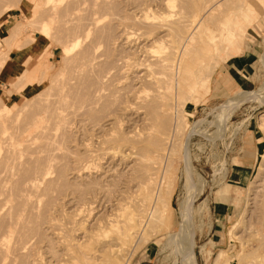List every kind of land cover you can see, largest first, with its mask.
I'll list each match as a JSON object with an SVG mask.
<instances>
[{
    "label": "rangeland",
    "instance_id": "rangeland-1",
    "mask_svg": "<svg viewBox=\"0 0 264 264\" xmlns=\"http://www.w3.org/2000/svg\"><path fill=\"white\" fill-rule=\"evenodd\" d=\"M72 1H70V7H68L67 9L70 8L68 10V13L70 12L74 14V24H70V21L72 22L73 20L72 18V20L70 19L69 22L67 20L63 21L68 17H72V14L69 15L68 13H65L69 15L68 17H66L67 15H63L67 10L63 9V4L60 6L59 1L55 2L57 5L55 4L54 8L57 11L59 5V7H61L59 9H62V12L58 9L59 11L56 13L54 12L55 10L52 8V5L46 6L45 0H0V72L4 65H6L8 61L7 58L11 50L24 47L26 57H30L32 43L36 44L38 40L43 43L46 42V45L49 44L44 49L43 55H41V57H39V55L37 56V68L33 73H31V71L26 68L25 63L20 66V72H18V74H16L14 78L8 81L4 82V80L1 78L0 73V122L2 121V123H0V142L3 140V142H1L2 145L0 143V168H6V164L9 168H12V165L16 166L18 164V170L20 169L19 172H22V168H28L23 170L24 178L20 176V178H22L20 179L15 175H21L22 173H18L17 171H15L17 166L16 168L14 166V171L12 170V173L17 172L16 174L13 173V178L16 179V181L12 182V184L11 182H7L6 185L11 186L14 183L16 185H20L19 188L22 187L20 188V190L27 189L25 186H23V183L25 181L23 179L27 180L30 178V176L32 177L34 175V173L33 175L31 174V172L34 171L33 169H35V167H32V160L35 161L34 159L36 157V152H39L41 156L44 154L43 152L47 154V152L50 150V153H52L57 158L53 160L51 166H48L49 172L51 173L49 176L50 180H53L51 181V184L50 182H47L49 185L47 186L46 184L45 186H47V188L51 191H47L45 186L43 187L46 190H40L44 193L47 191L49 194L46 193L44 195H38V197L36 196L38 200L35 196H32L34 200L31 198V200L29 201L33 200V202L29 203L35 204V202L37 203L38 201V204H35L36 206L32 204L34 207L32 206V208H30L31 210H27L29 206L31 207V204L27 205L29 204L27 203L28 201L19 205L21 209H18V207L16 206L19 213L21 210L24 211L25 215L22 214V216L27 215V220L23 223V225H25L26 223V226L22 227V231L23 228L27 227V225L29 228H32V226L34 227L32 230L25 228L24 231H26L27 229L26 238H28L29 235V240L27 239V245L29 246L26 247V252L24 249L25 255L22 256L23 259L22 257H18V262L16 261V263L18 264L19 262H21L19 264H24V262L26 261L27 263L25 262V264H36L37 262V264H45L46 262V264H55L54 262L58 261L57 258H51L52 253L56 252L59 256L57 254H53L52 256L60 257V253L62 252L61 248L57 245V240H55L57 239L55 237L56 235L54 233L52 234V231H55V229L52 228V225L54 226L53 222H55V226L56 224H60V226H62L63 228L66 227V230L63 231V234H65L64 232L66 231L69 232V234L66 232V238L70 241H73V239H75V242L80 241V243L83 242V244L85 243L87 245L89 241L93 242L96 236L100 237L101 235V237L105 236L103 238L104 240L107 239L105 240L106 242L109 241V239H112V233L116 227H110L109 223L118 224L117 226H119L121 223L120 220L124 219V214H128L132 210V204L143 197V195H141L140 193V184L144 185L143 183H141V180L145 183L147 177L145 178L143 176H140L138 174V171L141 168L145 167L148 172H153V169H156L155 181H157L160 177V172L162 171V169L166 168L163 167L167 163L169 168L167 166V170L165 169V176H168V181L170 182H168L167 180L165 181V178L167 177H165L163 180L164 183L168 182L173 188H169L170 185L168 184V190L170 191V189H172V192H169L171 194H168L170 196H168V202L165 203V201L158 203L157 210L154 212V215H152V222L150 223L153 225V228H151L152 226H148L149 230L147 231L149 232L147 233V235L149 237L144 234L146 236L145 238L147 239H145L146 241H143L142 239V243L141 241L137 243L135 241L136 238L131 237L128 238L129 240L126 239L122 241L120 243V246H118L119 243L118 245L114 246L120 248L123 244L119 251V254L122 255L123 258H121L122 256H120L119 259L121 260H119L120 263H118L185 264L182 258L183 251L180 247V244L181 242L184 244L187 242L194 253V262H188L187 264H251L252 258L254 256L255 258H253V260H256L257 264L260 262V264H264V126L261 124V121H263L262 119H264V5L260 8H255L256 17L250 25V30L255 32L253 41L249 42L248 38L250 36V33L245 32L241 39V49L237 53L228 51V48H230V45L235 46L236 42L240 39L238 36V31L242 29L245 30V28L247 27L246 25L249 20L243 18L242 16L245 11V7L249 3V0H224L225 2L221 0V2H223L221 6L218 4L214 5L212 8L213 11L210 10L208 11L209 13H205L201 9H196L187 14V17L190 18L192 20V24H194V40L188 45L185 53L182 54L179 65V58L177 57H180L179 50L177 48L174 49L175 51H173V53L171 54L172 58L169 54L168 62L170 64L169 67L171 71L168 72V69L157 66V64L160 65V62H157L158 60L167 57V53L164 54V52L168 49L166 48V45L170 46L168 45V38H166V35H163L165 34L163 33L165 30L163 31L162 28H159L156 29L155 32H152V30L150 29L151 25H147V23H150L151 21L155 24L156 22L154 20L158 19L157 21H159V17L162 16L169 19L175 17V13L179 11L178 1L180 0H173L170 3L168 2V4L164 0V3L161 0H108L109 2H106L107 0H102L103 2L101 0ZM133 3L136 5H134ZM42 4L43 6L45 5L44 7L48 8L44 9ZM97 5L99 7H96ZM137 5L142 6L143 8L147 6L145 8L146 10L142 7H138ZM169 5L172 8L169 7ZM78 6L83 11H81ZM135 6H137L138 8ZM75 7L76 9H74ZM214 7H216L215 10ZM105 8L107 9V11ZM247 8L248 7H246V9ZM90 9H94V11H91ZM44 10H46L47 13H44ZM52 10H54L53 12L55 14L51 13L52 18H50L49 15ZM95 10H97L96 13ZM90 11L92 12L91 19L89 15ZM117 12L119 14H117ZM138 12H140V14L144 12L147 14L148 12V15L150 16L148 20L151 19L152 15L156 17L152 20L147 21V19H142L143 17L139 16V20L141 18V21L139 22H147H144L141 27L136 23L138 21L134 20V18H136V13L137 15L139 14ZM152 12L156 13L153 14ZM9 14H13L14 16L9 18ZM93 15H96L99 19H102H100L102 22L99 20L100 22L96 23V26L98 28L94 27V24H92ZM170 15L173 16L171 17ZM80 16L82 18H80ZM75 17H77V20L83 19L81 20L82 22L79 21V24H82H80L81 26L79 24H77L79 26H76L75 22L77 20L75 19ZM47 18L50 19L48 20ZM125 19H127V22L123 21ZM43 20H46L45 23H47L46 26L48 27V33H50L47 34L48 36L50 35V37L47 36V39L41 38V34L38 31L39 26L41 25L40 23H42ZM89 20H91L92 26H89V23V28H87L88 35L87 37H84V33L86 35L87 29L85 31V28H82V26L87 25V22H90ZM72 24L75 26H73ZM144 24L148 27H143ZM135 25H137L136 28ZM125 26L127 29L125 28ZM76 27L81 28L77 29ZM96 28L98 30H96ZM140 28H148V31L150 32L146 33L147 31L145 32L143 30L142 34L140 33V31L142 30ZM89 29L92 30V32H89ZM123 29L126 31H124ZM76 32L77 34L82 33L81 35L83 37L80 35L79 38L82 37L85 40L80 39L83 43L80 41V45L78 43L76 46L71 48V52L69 54L63 55L62 46L64 45L66 47L71 45L72 36L74 37V34H76ZM121 32L122 34H120ZM144 32L147 35H145ZM149 33H151L152 35H150ZM95 34H98L97 36H100L101 38H98L97 36L95 38ZM140 34L142 37L139 36ZM143 35H145L146 37ZM127 36H129V39L127 38ZM156 36L158 38L160 37V39L158 40ZM123 37H126V41ZM156 39L158 40V42L156 41ZM137 45H139V47H142L137 48ZM143 46H145L144 49L149 54L144 51ZM163 46L165 47V49L162 48ZM126 49L128 50L126 51ZM134 49H136V52L134 51ZM141 52H144L142 53L143 55L141 54ZM166 52H168V50ZM150 53L154 54L152 56H154V58L156 56L158 60H154ZM91 54L93 56H91ZM95 54H97L98 60ZM99 54H101L102 56ZM163 54L164 56H162ZM149 55L151 56V59ZM96 61L98 64H95ZM118 61L120 62L119 64ZM124 61L125 63H127V65L124 63ZM152 62L154 63V65ZM85 63L87 64V66L85 65ZM93 63L95 64V66ZM123 64L125 65L123 66ZM211 64L213 65V68L216 66L214 64H217V66L214 68V70H212L213 72L208 73L203 67H206V65L210 66ZM18 65L21 64L18 63ZM128 65L129 67L131 66L129 69ZM178 67L180 68L178 71L180 77L179 82L177 83L176 88H174V86L171 88V93H175L176 91L178 98H175L174 95H171L167 100L165 99L166 97H164L166 94L165 88L166 86H168L167 80L169 76L173 75V73L178 70ZM146 68H148L149 70ZM89 69H91V71H89ZM122 70H124L125 72ZM136 71H139V73L141 72L142 75H144L147 71L145 74L146 77L143 76L142 78V80L144 78H147V80L144 79L143 81H138L139 83L134 81L132 79V74ZM109 72L110 74H108ZM148 72H150L151 75L147 74ZM164 73L167 75H169L168 73H170L171 75L167 77V75H165ZM149 77H151V79H153L154 81L150 80ZM209 77V89L205 91ZM97 80L100 82H98ZM157 80L160 81L157 82ZM151 82H153V84L154 82H157L158 84L153 85L151 84ZM93 83H96L97 85ZM105 83L108 86H105ZM126 84L127 86H125ZM135 85L138 87V89L134 88ZM72 88H74V90ZM80 88H82V90ZM133 88L135 92H130L133 90ZM90 89H92L91 93ZM72 90L74 92H70ZM112 91L115 92L112 93ZM128 91L130 94L128 93ZM68 93L69 95H67ZM80 93L82 96L80 95ZM152 93L162 95L164 97L162 98V101H169V105L171 107L168 112L170 115L168 114V117H166V119L168 121H171V124L174 122L175 115L178 116L180 113L181 116L179 117V119L182 126L179 124L178 126L181 127H177V130L179 129L180 131L174 130L178 134L177 136L174 137L173 134H175V132L173 133L172 125L170 123L168 124L169 127H171L168 136V139L170 140H168L166 143L167 150L161 155L154 149L149 148V150L148 147L143 146V144H145L143 141L145 135H143V133L147 132L144 131L148 130V127H146L148 126V124L146 123L147 121L145 122L143 120L144 118L142 119V117H144V110L142 109L143 102H139L141 100H139L138 98L140 97V99L146 101L148 100L147 96H153ZM62 94L63 96H61ZM134 95H138L139 97H136ZM58 96L61 97L59 98ZM56 98L57 100H60L57 102L55 101ZM95 98H97V101L95 100ZM77 100L79 101L77 102ZM3 103H5V105L8 107V110L3 109V107L1 106V104L3 105ZM45 106L47 108H45ZM63 106L65 107V109ZM67 106L69 107L67 108ZM138 106L141 108H139ZM54 107L55 109H53ZM57 107H61L62 111L60 112V108L59 110L57 109V112ZM45 109L47 111L42 113V111H44ZM51 109H53L55 113L54 115ZM57 114L58 116H61L59 117L61 118V122L64 121L65 123L63 122L64 124H59L60 127L59 129H57L58 132H56V134L50 138L51 144L53 146L50 145L46 148L43 147V149H45L40 150L42 151L41 153L40 151H37L38 149H31V152L36 151L35 154L34 152L31 153V155L33 154L35 156L32 155L30 158L31 160L27 159L26 165V159L24 160L23 157L27 155V150L25 151L26 154L22 155L23 157L21 156L22 152L20 154V151L23 150L24 152L25 146L22 147V144V146L20 147L24 149H16L17 146L20 145H18L16 142V139L18 141V138L21 134V132L18 133L19 131H21L20 127L24 125L26 126V123H28L27 121L31 122L37 117H42L43 123L48 124L47 122L49 121L50 125L53 126V123H55V121L57 122V120L59 119ZM61 114H66L65 116L63 115V119ZM51 120L55 121L52 122ZM15 122L18 124H16ZM22 122L26 123L23 125ZM58 122H60V120ZM29 123L26 127L29 126ZM16 130H18V132ZM13 131H15V134ZM50 132L53 133V131ZM141 133L142 136L138 135ZM16 135L18 138H16ZM170 135L172 136L170 137ZM10 140L12 142L15 141L13 145L15 146V151H17V153L19 152L18 157L15 154L16 152L13 151L14 146L10 145V143L12 144ZM36 141L38 143H42L39 142V140ZM172 142H174V144ZM168 144L171 145H169L168 147ZM6 145L13 149L11 150ZM37 145L38 144H35V146ZM127 145L130 147H128ZM171 146L173 147L172 151L170 152V154H168V150ZM136 147H139V149ZM31 148H33V146H31ZM132 148H134L135 151ZM135 148L137 149V151ZM29 150L30 149H28V153L30 152ZM148 150L151 152H149ZM152 150L157 155L153 153ZM11 151H13L14 153L12 152V154ZM138 151L140 155L138 154ZM185 151L188 153V159L186 162L184 161ZM85 152L86 154H83ZM87 153H89V157L90 155H93L92 158L90 157L88 159ZM45 154L43 156H45ZM124 155L126 156L124 157ZM138 155L140 157H138ZM15 156L16 158H14ZM20 156L24 161H21L22 163L18 162L20 161ZM27 156H25L24 158H26ZM29 157L30 156H28V158ZM158 157L159 161L161 160L160 162H152V160H158ZM13 158L16 159L17 164L12 163V161L14 160ZM236 160L242 161L247 168H242L240 165L236 164ZM54 162L57 163L55 164ZM19 163L21 164V166L19 165ZM132 163L133 165H131ZM157 163L159 166L157 165ZM29 164L32 166H29ZM35 164L36 163H34V165ZM81 164L82 166H79ZM87 164L89 165L90 169ZM155 164L157 166L156 168H154ZM142 165L145 166L143 167ZM128 166L130 167L128 168ZM31 168L32 170L30 172L29 169ZM51 169L53 170V174ZM54 169L60 170L59 173ZM25 171L28 173L30 172L29 175H31L29 177L26 176L28 173L26 174ZM1 174H3V172H1ZM5 174L0 177H5ZM24 174L27 178L24 176ZM51 175L55 177L51 178ZM56 175H59L60 177L58 178L56 177ZM142 177L145 179H143ZM56 178L57 180H55ZM0 180L2 179L0 178ZM18 180H22L23 183L20 181V184H17L16 182ZM91 181L94 182L91 183ZM139 181L140 183H138ZM152 183H149L150 185H148L151 186ZM89 184L94 185V187L92 188V186H90ZM51 185H55L53 186L54 188ZM148 185L147 189L149 188L148 191H150L151 188L148 187ZM154 186L155 184L151 187H153L154 189ZM9 188L13 189V187L7 188L6 186V192L7 190H9ZM93 191H95V193ZM50 193H53L55 198L53 195H50ZM6 194H8V192L5 193V195ZM234 196L239 197L238 203L236 204H232ZM49 198L51 199L49 200ZM123 198L126 199V203L123 201ZM14 199L15 198H11V201ZM188 200H190V202L185 205ZM21 205L24 208H22ZM44 206L46 208V212ZM14 207L12 206L11 209L8 206L7 208H4L2 212L4 215L7 213V216H4L1 213L0 218L1 216L8 218L10 215L8 212H10L13 219L14 212L12 211L16 209ZM25 207L27 208L25 209ZM8 208L11 211L8 210ZM30 212L32 213L31 216L29 214ZM75 212H78L77 215H74ZM114 213L116 214L115 216L113 215ZM119 214L121 215L119 216ZM4 217L3 219H0V243L2 235L7 234L5 225L12 220L11 217H9L10 219L7 222L8 219L6 218L5 221ZM110 217H116V219L113 218L112 220V218ZM117 217L122 218L118 220L119 218ZM106 219H111V222L107 221ZM2 220L5 221H3L4 224ZM60 220L62 222H60ZM71 220L73 222H71ZM69 221L71 223H69ZM101 223H107L106 225L109 227V229L107 226L102 227ZM156 224L157 226H160L156 228L158 232H155L156 230H154ZM69 225L72 227H70ZM42 228L44 229V231ZM76 228H78V230ZM150 228L154 231L150 230ZM150 231L153 232L151 233ZM88 233H94L97 235L95 236L94 234H90V236H92L90 237ZM31 234H34L33 237ZM42 234L44 235V237ZM81 234L84 235L81 236ZM170 234H174V238L170 239V241H167L166 237ZM184 234H187V237ZM85 235H88L89 238H86ZM38 237H40L41 239ZM80 237L83 238V240L85 237V240L81 241L82 239H80ZM91 238L93 239L90 240ZM76 239L79 241H77ZM164 240L167 242H165ZM134 242L136 243V245H134ZM166 243L168 244L165 246L164 244ZM112 244L116 243L114 242ZM169 244H171V247L169 246ZM162 245L165 247H163ZM48 246L49 250H47ZM132 246L134 247V249ZM40 248H42V251L40 250ZM51 248L56 251L53 252V250H50ZM125 249H127V255L125 254ZM19 258L21 259L19 260ZM48 258H51V260H48ZM125 258L126 263L124 261ZM256 263L255 261H253V264Z\"/></svg>",
    "mask_w": 264,
    "mask_h": 264
},
{
    "label": "bare ground",
    "instance_id": "bare-ground-1",
    "mask_svg": "<svg viewBox=\"0 0 264 264\" xmlns=\"http://www.w3.org/2000/svg\"><path fill=\"white\" fill-rule=\"evenodd\" d=\"M56 1H59L60 3V6L63 4L64 6H63V9L64 10H67L66 12H64V14L63 15H67V14H65V13H68V10L70 9H67L68 7H70L69 5H70V1H72V0H45V4H46V6H53L52 8L55 10V2ZM74 1V0H73ZM72 1V2H73ZM102 1V0H101ZM100 1V2H101ZM132 1H134V0H132ZM143 1V0H142ZM160 1V0H159ZM162 2H163V0H161ZM164 1H166V3L168 4V2L170 3L171 1H173V0H164ZM223 2H225L224 0H222ZM37 2V1H36ZM103 2V1H102ZM106 2H109L108 0L106 1ZM139 2V1H138ZM158 2V1H157ZM175 2V1H174ZM179 2V5H178V12L177 13H175V17H172L171 15V17H172V19H169V18H167V17H159V21H157L158 19H155L154 21L156 22L155 24L153 23V22H151L150 21V23H147L146 21H144V22H146L147 23V25H151L150 26V29L152 30V32L154 31L155 32V30L156 29H163V33H165V34H163V35H166V38H168V40L167 41H169V44L168 45H170V46H167L166 45V48H168L167 50H168V52H164V54H166L167 53V57H164V58H162V59H160V60H158L157 58H156V56H155V58H154V56H152V55H154V54H152V53H150V55L152 56V58H154V60H156L157 62H160L159 64L160 65H158L157 64V66H161V67H163V68H166V69H168L167 71L169 72V71H171L170 70V67H169V62H168V58H169V54H170V56H171V58H172V53H173V51H175L174 49H178L179 50V55H180V57L179 56H177L178 58H179V62H178V65H179V63H180V61H181V56H182V54H184L185 53V51H186V49L188 48V45L190 44V43H192V41L194 40V32H193V27H194V24H192V20L190 19V18H188L187 17V14H189L190 12H192V11H194V10H196V9H201V10H203L205 13H207L208 11H210V10H212V8H213V6L214 5H216V4H218V5H220L221 6V4L223 3V2H221V0H180V1H178ZM221 2V3H220ZM32 3V2H31ZM82 3H83V1H82ZM105 3V2H104ZM144 3V2H143ZM164 3V2H163ZM162 3V4H163ZM103 4V3H102ZM101 4V5H102ZM134 4V3H133ZM57 5V4H56ZM92 5V4H91ZM94 5H95V3H94ZM99 5V4H98ZM96 6V7H99V6ZM101 5H100V7H101ZM134 5H136V4H134ZM133 5V6H134ZM176 5H177V3H176ZM42 6H43V4H42ZM45 6V5H44ZM43 6V8L45 9V8H48V7H44ZM80 6V5H79ZM78 6V7H79ZM90 6V5H89ZM138 6V5H137ZM137 6H135V7H137ZM146 6V5H145ZM84 7H85V5H84ZM105 7V6H104ZM138 7H142V6H138ZM137 7V8H138ZM147 7V6H146ZM146 7H142L143 9H145ZM151 7V6H150ZM169 7H171L170 5H169ZM50 8V7H49ZM59 8H61V7H59V5H58V8H57V11L55 10H52L51 12H50V18H52V16H51V13H54V12H58L60 9ZM87 8V7H86ZM85 8V9H86ZM141 8V9H142ZM149 8V7H148ZM172 8V7H171ZM215 8L216 7H214V10H215ZM59 9V10H58ZM74 9H76V7L74 8ZM79 9H80V7H79ZM82 9H83V7H82ZM91 9H92V7H91ZM90 9V10H91ZM97 9V8H96ZM101 9V8H100ZM106 9V8H105ZM140 9V10H141ZM142 9V10H143ZM43 10V9H42ZM81 10V9H80ZM88 10H89V8H88ZM98 10H99V8H98ZM139 10V11H140ZM141 10V11H142ZM146 10V9H145ZM148 10V9H147ZM154 10V9H153ZM45 12L44 13H47L46 12V10H44ZM54 11V12H53ZM61 12H62V9L60 10ZM81 11H83V10H81ZM91 11H94V9L93 10H91ZM90 11V19H91V12ZM96 11L97 10H95V13H96ZM106 11H107V9H106ZM213 11V10H212ZM48 12V13H49ZM84 12H85V10H84ZM98 12H100V11H98ZM151 12V11H150ZM157 12V11H156ZM156 12H152L153 14H155ZM80 13V12H79ZM131 13V12H130ZM139 14L137 15V13H136V18H138V19H136V18H134V20H137L138 22H136L138 25H140L141 27H142V24L144 23L143 22V20H142V22L143 23H141V22H139V21H141V18H140V20H139V16H142L143 18L142 19H147V21H149V20H152V19H154L156 16H151V19H149L148 20V18L150 17L149 15H148V12H147V14L145 13H141L140 14V12H138ZM209 13V12H208ZM55 14V13H54ZM69 15L70 14H72V17H68L69 15H67L66 17H68V18H66V17H64V18H66V19H64L63 21H70V19L72 18H74L73 17V13H68ZM87 14V13H86ZM104 14V13H103ZM102 14V15H103ZM108 14V13H107ZM112 14V13H111ZM117 14H119L118 12H117ZM170 14V13H169ZM174 14V13H173ZM76 15V14H75ZM77 15H78V13H77ZM99 15V14H98ZM101 15V14H100ZM109 15V14H108ZM61 16H62V13H61ZM118 16V15H117ZM122 16V15H121ZM120 16V17H121ZM134 16V17H135ZM159 16V15H158ZM157 16V17H158ZM166 16V15H165ZM48 17V16H47ZM85 17V16H84ZM89 17V16H88ZM108 17H110V16H108ZM119 17V16H118ZM124 17V16H123ZM130 17H132V16H130ZM205 17H206V15H205ZM49 18V19H50ZM56 18V17H55ZM63 18V17H62ZM62 18H60V19H62ZM80 18H82L81 16H80ZM204 18V17H203ZM48 19V18H47ZM48 19V20H49ZM71 19V20H72ZM75 19L77 20V17H75ZM85 19V18H84ZM89 19V18H88ZM101 19V18H100ZM99 18H98V16H96V15H93L92 16V24H94L93 26L94 27H97L96 26V23L97 22H100L101 20H100ZM113 19V18H112ZM131 19H133V18H131ZM130 19V20H131ZM47 20V21H48ZM81 20H83V19H81ZM81 20H77L75 23H76V26H79L80 24H79V21H81ZM100 20V21H99ZM106 20V19H105ZM119 20V19H118ZM44 21V22H43ZM42 21V23H40L41 25L39 26V29H38V31H39V33L41 34V38H43V39H47V34H50V33H48V27L46 26V24L47 23H45V21L46 20H43ZM62 21V20H61ZM73 21H75L74 19L72 20V22L70 21V24L71 23H73L74 24V22ZM90 22H87L88 24L87 25H85V26H87V27H85V26H82V28L84 27L85 28V31H86V29L87 28H89V26H92L91 25V20H89ZM122 21V20H121ZM123 21H126L127 22V19H125V20H123ZM132 21V20H131ZM49 22V21H48ZM82 22V21H81ZM102 22V21H101ZM116 22V21H115ZM50 23H51V21H50ZM49 23V24H50ZM57 23V22H56ZM67 23V22H66ZM65 23V24H66ZM89 23H90V25H89ZM105 23V22H104ZM118 23V22H117ZM116 23V24H117ZM139 23H141V24H139ZM145 23V24H146ZM69 24V23H68ZM72 24V25H73ZM77 24H79V25H77ZM84 24V23H83ZM86 24V23H85ZM108 24V23H107ZM106 24V25H107ZM122 24V23H121ZM143 25V27L144 26H146V27H148L147 25ZM55 25V24H54ZM63 25V24H62ZM82 25V24H81ZM80 25V26H81ZM89 25V26H88ZM98 25V24H97ZM102 25V24H101ZM123 25V24H122ZM127 25V24H126ZM53 26V25H52ZM52 26H51V28H52ZM73 26H75V25H73ZM132 26H134V25H132ZM136 26L137 25H135V28H136ZM94 27H93V29H94ZM107 27V26H106ZM130 27V26H129ZM139 27V26H138ZM77 28V27H76ZM81 27H78L77 29H80ZM98 28V27H97ZM96 28V30H98ZM125 28H126V26H125ZM132 28V27H131ZM63 29H64V27H63ZM76 29V30H77ZM91 29H92V27H91ZM121 29V28H120ZM127 29V28H126ZM129 29V28H128ZM140 29H142L141 31H140V33H142L143 34V30L146 32V33H148V32H150V31H148V28L147 29H143V28H140ZM90 30V29H89ZM95 30V31H96ZM100 30V29H99ZM124 30V29H123ZM123 30H122V32H123ZM133 30H134V28H133ZM132 30V31H133ZM65 31H67V30H65ZM94 31V30H93ZM124 31H126V30H124ZM89 32H92V30H90ZM97 32V31H96ZM118 32V31H117ZM122 32L120 33V34H122ZM127 32H128V30H127ZM135 32V31H134ZM133 32V33H134ZM144 32V33H145ZM151 32V33H152ZM98 33V32H97ZM99 33H101V32H99ZM119 33V32H118ZM145 33V35H147ZM151 33H149L150 35H152ZM82 34V33H81ZM80 33H78L77 34V32H76V34H74L75 36L73 37L72 36V39H71V42H72V44L71 45H69V46H62L63 47V55H67V54H69L70 52H71V48H73L74 46H76L81 40L80 39H84V38H82L83 36L81 35ZM91 34V33H90ZM107 34V33H106ZM117 34V33H116ZM80 35L82 36L81 38H79L80 37ZM87 35H88V29H87V33H86V35H85V33H84V37L86 36L87 37ZM94 35V34H93ZM98 34H95V38H96V36H97ZM100 35V34H99ZM130 35V34H129ZM132 35V34H131ZM137 35V34H136ZM145 35H143V36H145ZM159 35V34H158ZM107 36V35H106ZM126 36V35H125ZM134 36V35H133ZM140 37H142L141 36V34L139 35ZM48 37H50V35L48 36ZM98 37V36H97ZM129 36H127V38H128ZM131 37V36H130ZM146 37V36H145ZM157 37V36H156ZM165 37V36H164ZM98 38H101L100 36L98 37ZM124 38V37H123ZM126 38V37H125ZM125 38H124V40H125ZM132 38V37H131ZM130 38V39H131ZM134 38V37H133ZM158 38V37H157ZM161 38H163V37H161ZM50 39V38H49ZM105 39V38H104ZM129 39V38H128ZM128 39H127V41H128ZM138 39V38H137ZM160 39V37L158 38V40ZM85 40V39H84ZM91 40V39H90ZM93 40V39H92ZM123 40V41H124ZM135 40V39H134ZM153 40V39H152ZM158 40L156 39V41L158 42ZM164 40V39H163ZM95 41V40H94ZM99 41V40H98ZM126 41V40H125ZM133 41V40H132ZM82 42V41H81ZM111 42V41H110ZM148 42V41H147ZM161 42V41H160ZM163 42V41H162ZM166 42V41H165ZM48 43V42H47ZM83 43V42H82ZM112 43V42H111ZM126 43V42H125ZM151 43V42H150ZM154 43V42H153ZM152 43V44H153ZM164 43V42H163ZM81 43H79V45H80ZM113 44V43H112ZM111 44V45H112ZM120 44V43H119ZM137 44H139V43H137ZM160 44V43H159ZM162 44V43H161ZM172 44V45H171ZM176 44V45H175ZM49 44H47L46 45V42L45 43H43V42H41V41H38L37 40V43L35 44V43H32V46H31V55L34 53V52H37L38 53V55H39V57H41V55H43V53H44V49L48 46ZM91 45V44H90ZM123 45V44H122ZM154 45V44H153ZM87 47V46H86ZM93 47V46H92ZM137 48L139 47V45H137L136 46ZM142 46H140L139 48H141ZM91 48V47H90ZM122 48V47H121ZM145 48V46H143V49ZM153 48H155V47H153ZM163 49H165V47L163 46L162 47ZM150 49V48H149ZM148 49V50H149ZM99 50V49H98ZM121 50V49H120ZM128 49H126V51H127ZM136 49H134V51H135ZM138 50V49H137ZM152 50H154V49H152ZM97 51V50H96ZM95 51V52H96ZM119 51V50H118ZM124 51V50H123ZM144 51L146 52V50L144 49ZM84 52V51H83ZM85 52H87V51H85ZM94 52V53H95ZM98 52V51H97ZM131 52V51H130ZM129 52V53H130ZM136 52V51H135ZM134 52V53H135ZM152 52V51H151ZM154 52V51H153ZM90 53V52H89ZM94 53H92V54H94ZM142 53H144V52H141V54ZM147 54H149L148 52H146ZM91 54V56H93ZM133 54V53H132ZM131 54V55H132ZM164 54L162 55V56H164ZM178 54V53H177ZM96 55V58H97V60H98V56H97V54H95ZM99 55H101V54H99ZM121 55V54H120ZM128 55H130V54H128ZM143 55V54H142ZM149 55V56H150ZM87 56V55H86ZM90 56V55H89ZM102 56V55H101ZM141 56V55H140ZM151 56H150V59H151ZM95 58V59H96ZM103 58H104V55H103ZM123 58H124V56H123ZM129 58H130V56H129ZM128 58V59H129ZM143 58H144V56H143ZM170 58V59H171ZM84 59V58H83ZM86 59V58H85ZM91 59V58H90ZM95 59H94V61H95ZM100 59V58H99ZM112 59H114V58H112ZM118 59V58H117ZM116 59V60H117ZM133 59V58H132ZM142 59V58H141ZM148 59V58H147ZM77 60V59H76ZM82 60V59H81ZM89 60V59H88ZM101 60H102V58H101ZM119 60V59H118ZM124 60V59H123ZM144 60V59H143ZM153 60V59H152ZM36 61V60H35ZM83 61V60H82ZM87 61V60H86ZM90 61V60H89ZM93 61V60H92ZM145 61V60H144ZM171 61V60H170ZM77 62V61H76ZM91 62V61H90ZM130 62V61H129ZM134 62V61H133ZM97 63V61L95 62V64ZM120 62L118 61V64H119ZM124 63H125V61H124ZM132 63V62H131ZM138 63V62H137ZM136 63V64H137ZM140 63V62H139ZM148 63V62H147ZM153 63V62H152ZM152 63H151V65H152ZM156 63V62H155ZM215 63V62H214ZM88 64H89V62H88ZM94 64V63H93ZM95 64H94V66H95ZM98 64V63H97ZM117 64V63H116ZM126 65H127V63H125ZM125 64H123V66L125 65ZM133 64V63H132ZM143 64V63H142ZM141 64V65H142ZM79 65V64H78ZM85 65L87 66V64L85 63ZM101 65H103V64H101ZM121 65V64H120ZM119 65V66H120ZM131 65V64H130ZM135 65V64H134ZM150 65V64H149ZM153 65H154V63H153ZM214 65H216V64H214ZM89 66V65H88ZM93 66V67H94ZM97 66V65H96ZM99 66V65H98ZM115 66V65H114ZM118 66V65H117ZM116 66V67H117ZM133 66V65H132ZM144 66V65H143ZM148 66V65H147ZM90 67H91V65H90ZM100 67V66H99ZM112 67V66H111ZM131 67V66H130ZM129 67V65H128V69L130 68ZM80 68V67H79ZM127 68V67H126ZM134 68V67H133ZM140 68V67H139ZM142 68H144V67H142ZM148 68H150V67H148ZM148 68H146V69H148ZM154 68V67H153ZM203 68H205V71L206 72H212V70L214 69L213 68V65L211 64L210 66H208V65H206V67H203ZM92 69V68H91ZM91 69H89V71H91ZM117 69V68H116ZM125 69V68H124ZM128 69H127V71H128ZM179 67H178V70H176L175 71V73H173V75H171L170 73H168L169 75H171V76H169V75H167V74H165V75H167V77L169 76V78H168V80H167V83H168V86H166V94H165V96L164 97H166L165 99H169V96H173L174 95V97L175 98H178V96H177V94H176V91H175V93L173 92V93H171V88L174 86V88H176V85H177V83L179 82V74H178V71H179ZM149 70V69H148ZM98 71H99V69H98ZM120 71H121V69H120ZM122 71H124V70H122ZM156 71V70H155ZM167 71H166V73H167ZM75 72V71H74ZM95 72V71H94ZM125 72V71H124ZM123 72V73H124ZM147 72V71H146ZM146 72H145V74H146ZM157 72V71H156ZM165 72V71H164ZM84 73V72H83ZM89 73V72H88ZM97 73V72H96ZM101 73V72H100ZM103 73H105V72H103ZM102 73V74H103ZM115 73H116V71H115ZM114 73V74H115ZM163 73V72H162ZM75 74V73H74ZM77 74V73H76ZM80 74V73H79ZM85 74H86V72H85ZM85 74H84V76H85ZM101 74V75H102ZM108 74H110V72L108 73ZM145 74L144 75H142L141 74V72L139 73V71H136V72H134L133 74H132V79L134 80V81H136V82H138V81H141L142 80V78H143V76H145ZM147 74H150V72H148ZM91 75H92V72H91ZM100 75V74H99ZM105 75V74H104ZM116 75V74H115ZM151 75V74H150ZM32 76H33V74H32ZM80 76V75H79ZM148 76V75H147ZM152 76H153V72H152ZM155 76V75H154ZM75 77H77V76H75ZM106 77H107V75H106ZM146 77V76H145ZM85 78V77H84ZM102 78H103V76H102ZM116 78V77H115ZM126 78V77H125ZM157 78H158V76H157ZM69 79V78H68ZM72 79V78H71ZM83 79V78H82ZM95 79V78H94ZM99 79V78H98ZM123 79V78H122ZM144 79H146L147 80V78H144ZM143 79V80H144ZM149 79L150 80H153V79H151V77H149ZM167 79V78H166ZM66 80V79H65ZM70 80V79H69ZM81 80V79H80ZM109 80V79H108ZM107 80V81H108ZM117 80V79H116ZM142 80V81H143ZM163 80V79H162ZM67 81V80H66ZM74 81V80H73ZM90 81V80H89ZM98 81V80H97ZM105 81V80H104ZM111 81V80H110ZM154 81V80H153ZM160 80H157V82H159ZM98 82H100V81H98ZM114 82V81H113ZM155 83L154 82V84H158V83ZM166 82V81H165ZM73 83V82H72ZM89 83V82H88ZM87 83V84H88ZM108 83V82H107ZM123 83V82H122ZM139 83V82H138ZM138 83H137V86H138ZM140 83H142V82H140ZM167 83H166V85H167ZM74 84V83H73ZM86 84V83H85ZM93 84H96V83H93ZM106 84V83H105ZM111 84V83H110ZM151 84H153V82H151ZM151 84H150V86H151ZM153 84V85H154ZM159 84H161V83H159ZM62 85V84H61ZM67 85V84H66ZM97 85V84H96ZM143 85V84H142ZM148 85V84H147ZM165 85V84H164ZM70 86V85H69ZM91 86V85H90ZM105 86H108L107 84L105 85ZM125 86H127V84L125 85ZM136 85H135V87L134 88H137L138 89V87H137ZM132 87V86H131ZM146 87V86H145ZM156 87V86H155ZM58 88H60V87H58ZM86 88H87V86H86ZM89 88V87H88ZM93 88V87H92ZM114 88V87H113ZM112 88V89H113ZM134 88H133V90L132 91H130V92H135V90H134ZM140 88V87H139ZM144 88V87H143ZM158 88V87H157ZM67 89V88H66ZM73 90H74V88H72ZM79 89V88H78ZM81 90H82V88H80ZM85 89V88H84ZM120 89V88H119ZM121 89H122V87H121ZM127 89V88H126ZM71 90V89H70ZM70 91V92H74V91ZM77 90V89H76ZM91 90V91H90ZM89 91H90V93L92 92V89H90ZM96 90V89H95ZM139 90H141V89H139ZM176 90V89H175ZM69 91V90H68ZM98 91V90H97ZM109 91H110V89H109ZM145 91V90H144ZM157 91V90H156ZM58 92V91H57ZM63 92H65V91H63ZM79 92V91H78ZM82 92V91H81ZM108 92V91H107ZM113 92H115V91H112V93ZM126 92V91H125ZM124 92V93H125ZM76 93H77V91H76ZM84 93V92H83ZM89 93V92H88ZM87 93V94H88ZM98 93V92H97ZM128 93H129V91H128ZM154 93V92H153ZM152 93V94H153ZM64 94V93H63ZM63 94L61 95V96H63ZM66 94V93H65ZM79 94V93H78ZM102 94V93H101ZM130 94V93H129ZM163 94V93H162ZM67 95H69V93L67 94ZM80 95H81V93H80ZM85 95V94H84ZM93 95V94H92ZM91 95V96H92ZM106 95V94H105ZM109 95H110V93H109ZM164 95V94H163ZM247 95V94H246ZM61 96H58L59 98L61 97ZM82 96V95H81ZM87 96V95H86ZM103 96V95H102ZM132 96V95H131ZM134 96H136V95H134ZM142 96V95H141ZM151 96V95H150ZM147 96L148 98V100H142V99H140V97L137 95L136 97H139L138 99L139 100H141V101H139V102H143V107H142V109L144 110L143 112H144V117H142V119L148 124V126H146V127H148L147 129L148 130H145L144 132H146V133H143V135H145L144 137L145 138H143V141H144V143L145 144H143V146H146V147H148V149L149 148H152V149H154L155 151H157V153H160V155L162 154V153H165V151L167 150V141L168 140H170V139H168V136H169V131L171 130V127H169V123L171 122V121H168L167 119H166V117H168L167 115L169 114V110H170V105H169V101H167V102H165V101H162V98H164L162 95H159V94H153V96ZM80 97V96H79ZM168 97V98H167ZM262 97V96H261ZM75 98V97H74ZM106 98V97H105ZM142 98V97H141ZM81 99V98H80ZM84 99V98H83ZM93 99V98H92ZM104 99V98H103ZM137 99V98H136ZM60 99H58L57 100V98H56V100L55 101H59ZM61 100H62V98H61ZM85 100V99H84ZM90 100V99H89ZM95 100L97 101V98H95ZM160 100V101H159ZM164 100V99H163ZM79 100H77V102H78ZM83 101V100H82ZM86 101V100H85ZM177 101V100H176ZM241 101V100H240ZM73 102V101H72ZM90 102V101H89ZM138 102V103H139ZM165 104H164V103ZM237 102V101H236ZM61 103V102H60ZM87 103V102H86ZM92 103V102H91ZM96 103V102H95ZM99 103V102H98ZM119 103V102H118ZM138 103H137V105H138ZM57 104V103H56ZM59 104V103H58ZM73 104V103H72ZM104 104V103H103ZM140 104V103H139ZM179 104H180V102H179ZM183 104V103H182ZM79 105V104H78ZM86 105H88V104H86ZM91 105V104H90ZM129 105V104H128ZM1 106L3 107V109H5V110H8V107L5 105V103H3V105L1 104ZM92 106V105H91ZM97 106H98V104H97ZM140 106H142V105H140ZM236 106V105H235ZM56 107V106H55ZM55 107L53 108V109H55ZM62 107V106H61ZM60 107V108H61ZM64 107V106H63ZM69 106H67V108H68ZM75 107H77V106H75ZM74 107V108H75ZM79 107V106H78ZM93 107V106H92ZM125 107V106H124ZM128 107V106H127ZM139 107V106H138ZM173 107V106H172ZM182 107V106H181ZM45 108H47L46 106H45ZM59 107H57L56 108V111L58 112V110L60 109ZM139 108H141V107H139ZM180 108V107H179ZM53 109H51L52 111H53ZM58 109V110H57ZM64 109H65V107H64ZM76 109V108H75ZM97 109V108H96ZM129 109V108H128ZM0 110H1V108H0ZM50 110V111H51ZM90 110V109H89ZM88 110V111H89ZM93 110H95V109H93ZM175 110H177V109H175ZM45 111H47L46 109L44 110V111H42V113H44ZM51 111V112H52ZM55 111V112H56ZM62 111V108L60 109V112ZM66 111V110H65ZM69 111H71V110H69ZM122 111V110H121ZM141 111V110H140ZM56 112V113H57ZM82 112V111H81ZM90 112V111H89ZM174 112H176V111H174ZM180 112V111H179ZM41 113V114H42ZM53 113V115L55 114L54 113V111L52 112ZM71 113V112H70ZM2 114V113H1ZM59 114V113H58ZM58 114H57V116H58ZM74 114V113H73ZM75 114H77V113H75ZM82 114V113H81ZM94 114V113H93ZM3 115V114H2ZM62 115V119L64 118V116L66 115H64V114H61ZM64 115V116H63ZM170 115V114H169ZM70 116H72V115H70ZM87 116V115H86ZM106 116V115H105ZM161 116V117H160ZM163 116H164V118H163ZM183 116V115H182ZM1 117V116H0ZM59 117H61V116H58V118ZM67 117V116H66ZM76 117V116H75ZM88 117V116H87ZM170 117H172V116H170ZM179 117H181L180 116V113H179V115L178 116H174V122L171 124L172 125V129H173V133L175 132L174 130H177V127H179L178 125L180 124V119H179ZM68 118V117H67ZM89 118V117H88ZM70 119V118H69ZM68 119V120H69ZM74 119V118H73ZM60 120V122H58ZM66 120V119H65ZM91 120V119H90ZM99 120V119H98ZM170 120V119H169ZM172 120V119H171ZM263 121H261L262 123V125L264 126V119H262ZM52 122L53 121H55V120H51ZM79 121V120H78ZM139 121H141V120H139ZM28 123L30 122V121H27ZM64 121H62L61 122V118H59L58 120H57V122L55 121V123H53V126L52 125H50V122L48 121L47 123L48 124H46V123H43L42 122V117H37V118H35V119H33L30 123H29V126L28 127H26L27 125H28V123H26L27 125L25 126L24 124L25 123H23V125L26 127H24V126H22L23 127V132H22V127H20L21 128V131H19L18 132V130H16L18 133H20L21 132V134H20V136H19V138L17 137V135H16V138H18V141H17V139H16V142H17V144L19 145V146H17V150H22V149H24V148H21L20 146H22V144H23V146L22 147H24L25 146V150H24V152H23V150L22 151H20V154H21V152H22V154H21V156L22 155H24V154H26V152H27V155L28 156H30L29 158H28V156L27 155H25V156H27L26 158H24L23 156V159L25 160L26 159V165H27V159H30L31 158V156L33 155H31V153L32 152H34V151H32L31 152V149L33 150L34 148H35V150L36 149H38L37 151H40V150H44L47 146H50V145H52L51 144V141H50V138L52 137V136H54L55 134H56V132H58L57 131V129H59V127H60V125H61V123H63ZM69 122V121H68ZM90 122V121H89ZM0 123H2V121L0 122ZM16 123V122H15ZM14 123V124H15ZM65 123V122H64ZM63 123V124H64ZM67 123V122H66ZM79 123V122H78ZM96 123V122H95ZM16 124H18V123H16ZM20 124V123H19ZM60 124V125H59ZM140 124V123H139ZM260 124V125H261ZM170 125V126H171ZM181 125V124H180ZM1 126V125H0ZM13 126H15V125H13ZM20 126V125H19ZM99 126V125H98ZM101 126V125H100ZM182 126V125H181ZM180 126V127H181ZM104 127V126H103ZM179 127V128H180ZM5 128V127H4ZM17 128H19V127H17ZM16 128V129H17ZM93 128V127H92ZM136 129V128H135ZM139 129H140V127H139ZM146 129V128H145ZM2 130V129H1ZM5 130V129H4ZM179 130V129H178ZM177 130V131H178ZM50 131H53V133L52 132H50ZM138 131V130H137ZM180 131V130H179ZM14 132V134H15V131H13ZM12 132V133H13ZM140 132V131H139ZM138 132V133H139ZM172 132V131H171ZM171 132H170V134H171ZM6 133V132H5ZM8 133V132H7ZM11 133V134H12ZM172 133V134H173ZM17 134V133H16ZM176 134V135H175ZM175 134H173L174 135V137L175 136H177L178 134L175 132ZM3 135V134H2ZM138 135H141L142 136V133L141 134H138ZM5 136H7V135H5ZM4 136V137H5ZM10 136V135H9ZM13 136V135H12ZM172 135H170V137H171ZM7 138V137H6ZM13 138H15V137H13ZM12 138V139H13ZM5 139V138H4ZM53 139H55V138H53ZM134 139V138H133ZM171 139H173V138H171ZM175 139V138H174ZM15 140V139H14ZM36 140H39V142H42V143H38ZM50 141V142H49ZM173 141V140H172ZM1 142H3V140L1 141ZM0 142V143H1ZM8 142V141H7ZM10 142H12L11 140H10ZM9 142V143H10ZM137 142V141H136ZM141 142V141H140ZM171 142V141H170ZM15 143V141L14 142H12V144L10 143V145L11 146H14L13 144ZM173 144H174V142H172ZM35 144H38L37 146H35ZM137 144V143H136ZM1 145H2V143H1ZM139 145V144H138ZM169 145H171V144H168V147H169ZM7 146V145H6ZM31 146H33V148H31ZM53 146V145H52ZM128 146V145H127ZM173 146V145H172ZM170 147L169 148V150H168V154H170V152L172 151V148L173 147ZM1 147V146H0ZM8 147V146H7ZM19 147V148H18ZM43 147H45L44 149H43ZM55 147V146H54ZM128 147H130V146H128ZM5 148V147H4ZM8 148H10V147H8ZM30 149L29 151V153H28V149ZM52 148V147H51ZM136 148H138L139 149V147H136ZM135 148V149H136ZM140 148H142V147H140ZM11 149V148H10ZM13 149V148H12ZM11 149V150H12ZM50 149V148H49ZM48 149V150H49ZM133 150H134V148H132ZM143 149H144V147H143ZM147 149V148H146ZM27 150V151H26ZM52 150H54V149H52ZM150 150V149H149ZM148 150V151H149ZM13 151L14 152H16L15 154L17 155V157H18V153H17V151H15V146H14V149H13ZM13 151H11V153L13 152ZM26 151V152H25ZM86 151H88V150H86ZM135 151V150H134ZM136 151H137V149H136ZM141 151V150H140ZM13 152V153H14ZM36 152V151H35ZM35 152H34V154H35ZM42 151H40V153H41ZM49 152V153H48ZM47 152V154H45V152H43L44 154H45V156H43V155H41L40 156V154H39V152H36V157H35V161H33L32 160V162H33V166L32 165H30L29 164V166H32L33 168L35 167V169H33L34 171L33 172H31V170H32V168L31 169H29L30 170V172H31V174L33 175V173H34V175L31 177L30 175H29V173L28 172H26V176H30V178L29 179H23V180H25L24 181V183L22 182V180H18L16 183L17 184H20V181L23 183V186H25L27 189H24V190H26V191H24L23 189L22 190H20V188H22V187H20L19 188V186L20 185H16V184H14L13 183V185H11L12 184V182H15L16 181V179H14L13 178V173H15V172H13L12 173V170L14 171V166L15 165H12L13 167L12 168H9L8 167V165L6 164V168H0V176H2L3 174H5V172H6V174H8V175H4L5 177H0L2 180H0L1 182H0V215H1V213L3 214V210H4V208H7V206L11 209V207L13 206H15L14 208H16V209H14V210H16V211H14L13 209V211L12 212H14V218L12 219V214L10 213V212H8L10 215H9V217H11V221H9V217L7 218L8 220H7V224L5 225V227H6V232H7V234H5V235H2V238H1V243H0V264H15L16 263V261H17V259H18V257H22V256H24L25 255V253H24V249H25V252H26V247L27 246H29V245H27V243H28V238H29V235H28V238H26V232H27V229H26V231H24L25 230V228H28V229H33L34 227L32 226V228L30 227H28V225H27V227H25V228H23V231H22V227L23 226H26V223H25V225H23V223H24V221H26L27 220V215L26 216H22V214H24L25 215V213H24V211L23 210H21L20 211V213H19V211H18V209L20 208V204H23V203H26L27 201V203H29V202H33V198H32V196H37L38 197V195L40 196L41 194H46V193H48L47 191H51V190H49L48 188H47V186L49 185L48 183L50 182V184H51V181L53 180H50V172H49V169H48V166H51L52 165V162H53V160L56 158L52 153H50V150ZM94 152V151H93ZM149 152H151V151H149ZM152 152H153V150H152ZM12 153V154H13ZM38 153V154H37ZM134 153H137V152H134ZM146 153V152H145ZM153 153H155V152H153ZM14 154V155H15ZM19 154V155H20ZM56 154V153H55ZM83 154H86V152L85 153H83ZM83 154H81V155H83ZM88 154V156H87V158L89 159L90 157L92 158V156L90 155V157H89V153H87ZM93 154V153H92ZM128 154H130V153H128ZM127 154V155H128ZM138 154H139V151H138ZM156 154V153H155ZM167 154V155H168ZM79 155V154H78ZM136 155V154H135ZM140 155V154H139ZM138 155V157H140ZM157 155V154H156ZM13 156V155H12ZM20 156V157H21ZM33 156H35V155H33ZM126 155H124V157H125ZM169 156V155H168ZM22 157L19 159L20 161H18V162H20V163H22V162H24L23 161V159H22ZM58 157V156H57ZM78 157V156H77ZM82 157V156H81ZM143 157V156H142ZM154 157V156H153ZM14 158H16V156L14 157ZM13 158V159H14ZM156 158V157H155ZM12 159V160H13ZM22 159V160H21ZM57 159V158H56ZM134 159V158H133ZM147 159V158H146ZM145 159V160H146ZM162 159V158H161ZM187 159H188V153L185 151V154H184V161L186 162L187 161ZM15 160V161H14ZM13 161H12V163L13 164H17V162H16V159H14ZM31 160V159H30ZM73 160H74V158H73ZM137 160V159H136ZM139 160V159H138ZM143 160V159H142ZM163 160V159H162ZM22 161V162H21ZM82 161H83V159H82ZM88 161V160H87ZM156 161H158V162H160L159 161V157H158V160H152V162H156ZM31 162V161H30ZM76 162V161H75ZM141 162V161H140ZM152 162H151V164H152ZM19 163V165L21 166V164ZM34 163H36L35 165H34ZM40 163V164H39ZM55 164L57 163V162H54ZM53 163V164H54ZM84 163V162H83ZM82 163V164H83ZM9 164H11V163H9ZM32 164V163H31ZM59 164V163H58ZM82 164L81 165H79V166H82ZM93 164V163H92ZM135 164H137V163H135ZM147 164H148V162H147ZM163 164V163H162ZM186 164V163H185ZM88 165V164H87ZM131 165H133V163L131 164ZM157 165H158V163H157ZM16 166H17V168H16ZM15 166V168H16V170L15 171H17L18 173H22L21 175L19 174V175H17L16 173V175L15 176H18L19 178H20V176L21 177H23V170H25V169H28L26 166H24V167H26V168H22V172H19V170H18V164ZM55 166V165H54ZM143 166V165H142ZM145 166V165H144ZM143 166V167H144ZM151 166V165H150ZM155 166V167H154ZM153 167L154 168H156L157 166H156V164L154 165ZM159 166V165H158ZM167 163H166V165L163 167V168H167ZM77 167V166H76ZM75 167V168H76ZM88 167H89V165H88ZM130 166H128V168H129ZM139 167V166H138ZM152 167V168H153ZM30 168V167H29ZM58 168V167H57ZM61 168V167H60ZM63 168V167H62ZM74 168V169H75ZM146 168V167H145ZM145 168H139L140 170L138 171L139 173V175L140 176H143V177H147L146 178V181H145V183H144V181H142L141 179V183H143L144 185H142V184H140V193H141V195H143V197L142 198H140L138 201H136V202H134V204H132L133 205V207H132V210L126 215V214H124L123 216H124V219L122 220L121 218H119V217H117V218H119L118 220H120L121 221V223H120V227L119 226H117L118 224H114V223H109L110 224V227H112V228H114L115 226L117 227V229H116V227H115V230L113 231V233H112V235H113V237H111L112 239H109V241H105V240H107V239H105L104 240V238L103 237H105V236H103V237H97L96 235L97 234H94V233H92V234H94L95 236H96V238L93 240V242H90L89 240H87V241H89L88 242V244L86 245L85 243L83 244V242L82 243H80V241L79 240H77V241H79V242H75L74 240L75 239H73V241H70L69 239H67L66 238V232H64L65 234H63V231L64 230H66L65 228L66 227H62V226H60V224H56V226H55V222H53V224H54V226L52 225V228L53 229H55V231L53 232L52 230H50V231H52V234L54 233L56 236V238L57 239H55V240H57V245H58V247H60L61 248V250H62V252L60 253V257H58L59 255L51 248L50 250H53V252H55V253H52V255L53 254H57L58 256H52L51 255V258L53 257V258H57L58 259V261H56V262H54L55 264H119L120 263V261L119 260H121V259H119L120 258V256H122V255H120L119 253V251H120V248L122 247V245H121V247L120 248H118V247H114V246H116V245H118V243H119V245L118 246H120V243L122 242V241H124V240H126V239H128V238H131V237H135L136 239H135V241L137 242V243H139L140 241H141V243H142V239H143V241H146L147 239L145 238L146 236L145 235H147V233L149 232V231H147V230H149L148 228L149 227H151V228H153V225L152 224H150L151 222H152V215H154V212L157 210V205H158V203L159 202H165V203H167L168 202V194H171V193H169L173 188L171 187V185L168 183V182H170V181H168L169 179H168V176H165V171L167 170L166 168V170L165 169H162V171L160 172V177H159V179L157 180V181H155L156 179H155V177H156V169L154 170L153 169V172H148V170L147 169H145ZM151 168V167H150ZM168 168H169V166H168ZM65 169V168H64ZM69 169V168H68ZM89 169H90V167H89ZM149 169V168H148ZM52 170V169H51ZM54 170H56V171H58V173H59V171L60 170H57V169H54ZM80 170V169H79ZM84 170H85V168H84ZM151 170V169H150ZM61 171H63V170H61ZM73 171H76V170H73ZM88 171V170H87ZM137 171V170H136ZM160 171V170H159ZM1 172H3V174H1ZM64 172H65V170H64ZM113 172V171H112ZM157 172H158V170H157ZM74 173V172H73ZM81 173V172H80ZM52 174H53V170H52ZM70 174V173H69ZM79 174V173H78ZM137 174V173H136ZM167 174V173H166ZM55 175V174H54ZM139 175H136V176H139ZM7 176V177H6ZM9 176V177H8ZM24 176H25V174H24ZM25 176V177H26ZM61 176H63V175H61ZM103 176V175H102ZM53 177H55V176H52L51 175V178H53ZM56 177H60L59 175H56ZM75 177V176H74ZM87 177V176H86ZM101 177V176H100ZM142 177V178H143ZM165 177H167V178H165ZM15 178H17V177H15ZM18 178V179H19ZM24 178V177H23ZM27 178V177H26ZM62 178V177H61ZM60 178V179H61ZM79 178V177H78ZM83 178H84V176H83ZM97 178V177H96ZM145 178H143V179H145ZM165 178V181L167 180L168 182L166 183H164V179ZM20 179H22V178H20ZM13 180V181H12ZM55 180H57V178L55 179ZM7 182H11V186H9V185H6V183ZM19 182V183H18ZM48 182V183H47ZM55 182H57V181H55ZM54 182V183H55ZM89 182V181H88ZM92 182H94V181H91V183ZM132 182V181H131ZM155 184V186H154V189H153V187H151L152 185H154L153 183ZM53 183V184H54ZM99 183V182H98ZM128 183V182H127ZM138 183H140V181L138 182ZM152 183V185L151 186H149L150 184ZM47 184V186H45ZM101 184V183H100ZM149 184V185H148ZM168 184L170 185L169 186V188L171 187L172 189H170V191L168 190L169 188H168ZM172 184V183H171ZM90 185V184H89ZM147 185H148V187H150L151 188V190L150 191H148L149 190V188L147 189ZM6 186H7V188L8 187H13V189L11 188H9V190H7V192H8V194H6L5 195V193H7L6 192ZM43 186H45L46 187V189H47V191L44 193V192H41L40 190H42L43 191V189H45ZM52 187L53 186H55V185H51ZM86 186V185H85ZM90 186H92V188L94 187V185H90ZM158 186V187H157ZM173 186V185H172ZM50 187V186H49ZM56 187H57V184H56ZM103 187V186H102ZM54 188V187H53ZM75 188V187H74ZM97 188H98V186H97ZM104 188V187H103ZM45 189V190H46ZM80 189V188H79ZM44 190V191H45ZM76 190V189H75ZM90 190H91V188H90ZM100 190V189H99ZM103 190V189H102ZM5 191V192H4ZM72 191V190H71ZM41 192V193H40ZM62 192V191H61ZM94 193H95V191H93ZM119 192V191H118ZM122 192V191H121ZM172 192V191H171ZM66 193V192H65ZM101 193V192H100ZM108 193V192H107ZM49 194V193H48ZM58 194V193H57ZM60 194V193H59ZM130 194V193H129ZM50 195H53V193L51 194L50 193ZM61 195V194H60ZM102 195H103V193H102ZM11 196H13V197H11ZM54 196V195H53ZM57 196V195H56ZM64 196V195H63ZM70 196V195H69ZM95 196V195H94ZM122 196V195H121ZM36 197V199L38 200V198ZM90 197V196H89ZM106 197V196H105ZM123 197H125V196H123ZM170 197V196H169ZM11 198H15L14 200H12L11 201ZM31 198L33 199L32 201H29V200H31ZM53 198V197H52ZM54 198H55V196H54ZM120 198V197H119ZM51 198H49V200H50ZM85 199V198H84ZM96 199V198H95ZM124 199V198H123ZM57 200V199H56ZM99 200H101V199H99ZM125 200L126 199H124L123 201L125 202ZM52 201V200H51ZM184 201V200H183ZM186 202V201H185ZM190 202V200H188L187 201V203H185V205L186 204H188ZM46 203V202H45ZM116 203V202H115ZM126 203V202H125ZM128 203V202H127ZM131 203V202H130ZM133 203V202H132ZM164 203V204H165ZM31 203H29V204H27V205H30ZM33 204V203H32ZM31 204V207L29 206V208H27V207H25V209L27 208V210H29L30 208H32V206L34 205V206H36L35 204H38V201H37V203L35 202V204H33L32 205ZM48 204H50V203H48ZM43 205V204H42ZM184 205V206H185ZM18 207V209H17V207ZM24 206V205H23ZM26 206V205H25ZM33 206V207H34ZM38 206V205H37ZM122 206V205H121ZM126 206V205H125ZM21 207H22V205H21ZM40 207V206H39ZM78 207V206H77ZM80 207V206H79ZM8 208V210H10ZM22 208H24V207H22ZM44 208H45V206H44ZM126 208V207H125ZM21 209V208H20ZM24 209V210H25ZM35 209V208H34ZM80 209V208H79ZM115 209V208H114ZM122 209V208H121ZM148 209H150V210H148ZM26 210V211H27ZM31 210V209H30ZM125 210V209H124ZM126 210H128V209H126ZM6 211H7V209H6ZM6 211H5V213H6ZM11 211V210H10ZM23 211V212H22ZM40 211V210H39ZM123 211V210H122ZM29 212V211H28ZM36 212V211H35ZM41 212V211H40ZM45 212H46V208H45ZM82 212V211H81ZM114 212V211H113ZM119 212V211H118ZM118 212H116V213H118ZM121 212V211H120ZM126 212V211H125ZM44 213V212H43ZM43 213H41V214H43ZM76 213V212H75ZM74 213V215H77V213L75 214ZM7 214V213H6ZM4 215V216H7V215ZM30 214V216H31V212L29 213ZM111 214V213H110ZM38 215V214H37ZM79 215V214H78ZM114 216L116 215L115 213L113 214ZM118 215V214H117ZM121 214H119V216H120ZM4 216H1V218L3 219V217ZM73 216V215H72ZM25 217H26V219H25ZM77 217H79V216H77ZM76 217V218H77ZM263 217V216H262ZM0 218V219H1ZM5 218V217H4ZM6 218L4 219L5 221H6ZM110 218H112V220H113V218L114 217H110ZM33 219V218H32ZM80 219V218H79ZM105 219V218H104ZM108 219V218H107ZM106 219V220H107ZM114 219H116V217L114 218ZM4 220H2V222L4 221ZM45 220V219H44ZM44 220H42V221H44ZM76 220V219H75ZM105 220V221H106ZM111 219H109V220H107V221H110ZM4 221V222H5ZM66 221V220H65ZM105 221H101V222H105ZM119 221V222H120ZM4 222H3V224H4ZM39 222H41V221H39ZM39 222H38V225H39ZM58 222V221H57ZM60 222H62L61 220H60ZM68 222V221H67ZM71 222H73L72 220H71ZM70 221H69V223H71ZM78 222V221H77ZM96 222V221H95ZM111 222V221H110ZM113 222V221H112ZM117 223V222H116ZM37 224V223H36ZM40 224H42V223H40ZM99 224V223H98ZM107 224V223H106ZM106 224H102L101 223V225H102V227H104V226H107ZM38 225H36V226H38ZM62 225V224H61ZM63 225H65V224H63ZM76 225H77V223H76ZM67 226V225H66ZM70 226V225H69ZM114 226V227H113ZM149 226V227H148ZM159 226V225H158ZM158 226H157V224H156V226H155V228H154V230H156L155 232H158L157 231V229L156 228H158ZM46 227V226H45ZM49 227V226H48ZM68 227V226H67ZM70 227H72V226H70ZM108 227V226H107ZM160 227V226H159ZM84 228V227H83ZM92 228V227H91ZM101 228V227H100ZM111 228V229H112ZM150 228V230H153V229H151ZM234 228V227H233ZM43 229V228H42ZM47 229V228H46ZM50 229H51V227H50ZM73 229V228H72ZM71 229V230H72ZM77 230H78V228H76ZM102 229V228H101ZM108 229H109V227H108ZM39 230V229H38ZM57 230V231H56ZM91 230V229H90ZM96 230H98V229H96ZM105 230V229H104ZM153 230V231H154ZM43 231H44V229H43ZM42 231V232H43ZM45 231H47V230H45ZM48 231H49V229H48ZM153 231H150L151 233L153 232ZM159 231H160V228H159ZM41 232V233H42ZM90 232V231H89ZM99 232V231H98ZM32 233V232H31ZM47 233V232H46ZM68 234H69V232H67ZM67 234V235H68ZM71 234V233H70ZM91 234V233H90ZM90 234L88 233V235L90 236ZM91 234V235H92ZM100 234V233H99ZM101 234H103V233H101ZM145 234V235H144ZM32 235V234H31ZM30 235V236H31ZM34 235V234H33ZM33 235H32V237H33ZM43 235V234H42ZM82 235H84V234H81V236ZM86 236V238L88 237L89 238V236ZM111 235V236H112ZM149 235H151V234H149ZM184 235H186V237H187V234H184ZM54 236V235H53ZM80 236V235H79ZM109 236V235H108ZM148 236V235H147ZM32 237H30V238H32ZM43 237H44V235H43ZM48 237V236H47ZM90 237H92V236H90ZM110 237V236H109ZM108 237V238H109ZM149 237V236H148ZM147 237V238H148ZM168 237V238H167ZM167 237H166V239H167V241H170V239H173L174 238V234H170L169 236L167 235ZM189 237V236H188ZM38 238H40V237H38ZM69 238H70V236H69ZM261 238V237H260ZM28 239V240H27ZM41 239V238H40ZM49 239V238H48ZM80 239H82L81 241H84L85 240V237H84V240H83V238H81L80 237ZM93 238H91L90 240H92ZM146 239V240H145ZM34 240V239H33ZM47 240V239H46ZM129 240V239H128ZM32 241V240H31ZM37 241V240H36ZM51 241V240H50ZM165 241V240H164ZM167 241H165V242H167ZM184 241H186V240H184ZM30 242V241H29ZM34 242V241H33ZM42 242V241H41ZM116 243V244H112V243ZM132 242V241H131ZM32 243V242H31ZM30 243V244H31ZM39 243V242H38ZM37 243V244H38ZM44 243H47V242H44ZM90 243V244H89ZM92 243H93V245H92ZM124 243V242H123ZM129 243V242H128ZM135 243V242H134ZM169 243V242H168ZM168 243H166V244H164L165 246L168 244ZM171 243V242H170ZM174 243V242H173ZM172 243V244H173ZM248 243V242H247ZM257 243V242H256ZM50 244H51V242H50ZM32 245V244H31ZM40 245V244H39ZM38 245V246H39ZM54 245V244H53ZM56 245V246H57ZM134 245H136V243L134 244ZM133 245V246H134ZM138 245V244H137ZM141 245V244H140ZM171 244H169V246H170ZM191 245V244H190ZM244 245V244H243ZM256 245V244H255ZM33 246H34V244H33ZM37 246V247H38ZM50 246V245H49ZM49 246H48V249L47 250H49ZM130 246V245H129ZM132 246V247H133ZM163 246V245H162ZM165 246H163V247H165ZM176 246V245H175ZM248 246V245H247ZM53 247V246H52ZM136 247V246H135ZM168 247V246H167ZM171 247V246H170ZM173 247V246H172ZM180 247H181V249H182V251H183V261L185 262V264H187L188 262H194V253H193V250H192V248L187 244V242L184 244V243H182L181 242V244H180ZM251 247V246H250ZM262 247V246H261ZM31 248V247H30ZM33 248H35V247H33ZM54 248V247H53ZM59 248V249H60ZM126 248V247H125ZM179 248V247H178ZM42 248H40V250H41ZM133 249H134V247H133ZM176 249V248H175ZM253 249V248H252ZM260 249V248H259ZM33 250V249H32ZM123 250V249H122ZM122 250H121V254H122ZM42 251V250H41ZM125 251V254H126V252H127V249H125L124 250ZM124 251H123V253H124ZM178 251V250H177ZM250 251V250H249ZM28 252V251H27ZM52 252V251H51ZM58 252V251H57ZM243 252V251H242ZM33 253V252H32ZM36 253V252H35ZM34 253V254H35ZM39 253V252H38ZM59 253V252H58ZM130 253V252H129ZM41 254V253H40ZM45 254V253H44ZM27 255V254H26ZM30 255V254H29ZM36 255V254H35ZM127 255V254H126ZM130 255V254H129ZM38 256V255H37ZM36 256V257H37ZM26 257V256H25ZM28 257V256H27ZM34 257V256H33ZM43 257V256H42ZM50 257V256H49ZM51 258L49 259L48 258V260H51ZM121 258H123V256L121 257ZM182 258H180V259H182ZM253 258H255V256L253 257ZM253 258H252V262H251V264H253V261H255V263L257 262L256 260H253ZM21 258H19V260H20ZM22 259H23V257H22ZM29 259V258H28ZM39 259V258H38ZM36 260V259H35ZM34 260V261H35ZM41 260H42V258H41ZM47 261V260H46ZM123 261V260H122ZM121 261V262H122ZM125 263H126V258H125ZM261 261V260H260ZM18 262V261H17ZM23 262H24V260H23ZM26 262V261H25ZM25 262H24V264H25ZM49 262V261H48ZM51 262V261H50ZM52 262H53V260H52ZM119 262V263H118ZM181 262V261H180ZM263 262V261H262ZM19 263H21V262H19ZM18 263V264H19ZM27 263V262H26ZM38 263V262H37ZM36 263V264H37ZM40 263V262H39ZM44 263V262H43ZM47 263V262H46ZM45 263V264H46ZM174 263H175V261H174ZM240 263V262H239ZM261 263V262H260ZM260 263H258V264H260ZM17 264V263H16ZM53 264V263H52ZM122 264H123V262H122ZM173 264V263H172ZM184 264V263H183ZM257 264V263H256Z\"/></svg>",
    "mask_w": 264,
    "mask_h": 264
},
{
    "label": "crops",
    "instance_id": "crops-1",
    "mask_svg": "<svg viewBox=\"0 0 264 264\" xmlns=\"http://www.w3.org/2000/svg\"><path fill=\"white\" fill-rule=\"evenodd\" d=\"M263 5H264V0H249V3L246 6L248 8L246 9V7H245V11H244L243 16H242L243 18L249 20L247 25L245 24L247 27L245 28V30L242 29V30L238 31V36L240 39L236 42L235 46L230 45L229 46L230 48H228L229 49L228 51H230L232 53H237L240 51L241 39H242V36L245 32L250 33V36L248 38L249 42L253 41V38L255 37V32L250 30V25L253 22L254 18L256 17L255 16L256 15L255 14V8H260ZM12 16H14V15L13 14L8 15L9 18H11ZM37 56H38V53L34 52L30 57H28V56L26 57L24 47L11 50L9 53V56L7 58L8 61H7L6 65H4V67L2 68V70L0 72L1 78L4 80V82L14 78L16 76V74H18V72H20V70H21L20 66H22L24 63H25L26 68L28 70H30L31 73H33L37 68L36 67L37 66L36 61H35L37 59ZM18 63H20L21 65H18ZM216 66H217V64H216ZM210 77H211V75H210ZM210 77H209V80L207 82L205 91H207L209 89L208 85H209ZM235 163L240 165L242 168H247L246 165L242 161L236 160ZM245 172H246V170H245ZM235 194H237V193H235ZM238 200H239V197L234 196L232 204L238 203Z\"/></svg>",
    "mask_w": 264,
    "mask_h": 264
}]
</instances>
